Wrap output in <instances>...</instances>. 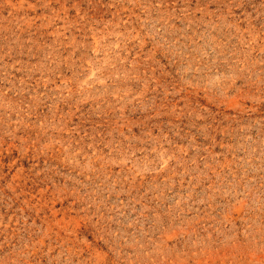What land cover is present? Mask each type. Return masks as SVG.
<instances>
[{
	"label": "rangeland",
	"instance_id": "374dc122",
	"mask_svg": "<svg viewBox=\"0 0 264 264\" xmlns=\"http://www.w3.org/2000/svg\"><path fill=\"white\" fill-rule=\"evenodd\" d=\"M0 264H264V0H0Z\"/></svg>",
	"mask_w": 264,
	"mask_h": 264
}]
</instances>
